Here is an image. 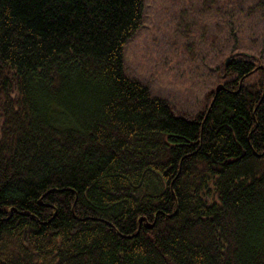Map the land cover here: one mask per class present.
I'll list each match as a JSON object with an SVG mask.
<instances>
[{
    "label": "trees",
    "instance_id": "trees-1",
    "mask_svg": "<svg viewBox=\"0 0 264 264\" xmlns=\"http://www.w3.org/2000/svg\"><path fill=\"white\" fill-rule=\"evenodd\" d=\"M228 5L188 118L126 73L145 0H0V264H264V0Z\"/></svg>",
    "mask_w": 264,
    "mask_h": 264
},
{
    "label": "rangeland",
    "instance_id": "rangeland-1",
    "mask_svg": "<svg viewBox=\"0 0 264 264\" xmlns=\"http://www.w3.org/2000/svg\"><path fill=\"white\" fill-rule=\"evenodd\" d=\"M145 3L143 26L126 44V73L167 100L177 115L193 118L209 106L217 86L225 83L226 61L235 45L225 16L230 0ZM242 22L244 47L260 51L264 22L261 18ZM259 58L258 65L264 67V53ZM259 77L257 73L252 79Z\"/></svg>",
    "mask_w": 264,
    "mask_h": 264
},
{
    "label": "water",
    "instance_id": "water-1",
    "mask_svg": "<svg viewBox=\"0 0 264 264\" xmlns=\"http://www.w3.org/2000/svg\"><path fill=\"white\" fill-rule=\"evenodd\" d=\"M229 61H230V58L227 59V62H229ZM224 88H225L224 83H223V84H219V85L217 86L216 90H215V95L217 96V95L219 94V92H220L221 90H223Z\"/></svg>",
    "mask_w": 264,
    "mask_h": 264
}]
</instances>
